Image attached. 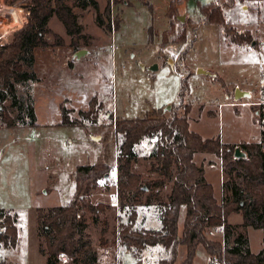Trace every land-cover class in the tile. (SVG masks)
I'll use <instances>...</instances> for the list:
<instances>
[{
    "label": "rangeland",
    "instance_id": "obj_1",
    "mask_svg": "<svg viewBox=\"0 0 264 264\" xmlns=\"http://www.w3.org/2000/svg\"><path fill=\"white\" fill-rule=\"evenodd\" d=\"M11 1L0 0V14H12L15 9H22L24 14L32 2L15 0L9 8L7 2ZM95 1L98 12L103 14L107 0ZM179 1L185 16L173 11L181 19L171 21L168 15L154 13L147 0H110L109 21L104 17V26H99L92 6L80 9L78 0H65L81 27L76 51L63 25L55 16L50 19V33L45 37L51 45L60 44L51 47L61 49L58 54L53 53L52 63L43 58L35 63L36 74L42 81L18 85V96L24 102L20 111L19 105L12 110L13 117H23L26 98L30 95L35 126H30L24 116V121L16 127L0 128V209L18 213L19 228L16 248L0 250V259L10 264H46L45 257L38 252L42 239L37 233L36 210H48L68 202L74 190L71 175L76 167L95 163L101 154L108 157L114 180L121 162L118 142L113 138L115 120L141 118L166 106H169L165 110L168 116L170 107L179 103L181 80H186L187 85L181 104L189 105L186 117L190 131L202 139L218 138L233 150L241 143L259 141L260 132L264 131V0L236 3L224 10V29L202 24L199 7L214 0ZM169 6L173 8L174 3ZM26 21L22 19L21 23ZM16 26L14 21L7 25L8 29ZM182 28H185V40L177 43ZM228 28L237 34L248 33L253 44L229 43L224 34ZM79 50L87 54L79 60L73 59ZM150 67L152 72L148 71ZM235 89L248 92L249 96L233 98ZM93 97L97 104H102L96 124L59 126L61 106L75 120L80 110H87ZM4 104L11 109L9 100ZM175 112L179 116L183 110L180 107ZM154 142V138L143 140L133 149L132 172L141 176L142 184L156 178L148 158ZM192 162L201 168L213 197L219 201L223 196L220 186L227 179L225 162L204 153L193 154ZM143 191V204L134 212L135 225L156 229L159 208L167 200L169 187ZM91 199L94 206L102 205L104 210L98 214L81 210L78 215L86 222L84 238L98 256L94 264H157L164 257L160 247H149L133 259L118 246L119 208L113 188L107 191L100 184ZM182 217L181 209L179 228ZM227 224L233 236L244 237V248L247 246L250 253L264 249V229L241 227L239 214L230 215ZM208 233L210 240L222 241L221 231ZM102 238L105 245H101ZM232 245L233 238L229 237L227 247ZM177 251L175 264L184 257L183 247L179 246ZM208 263V256L198 247L193 264ZM59 264L78 263L64 258Z\"/></svg>",
    "mask_w": 264,
    "mask_h": 264
},
{
    "label": "trees",
    "instance_id": "obj_2",
    "mask_svg": "<svg viewBox=\"0 0 264 264\" xmlns=\"http://www.w3.org/2000/svg\"><path fill=\"white\" fill-rule=\"evenodd\" d=\"M77 7L86 9L92 6L96 11V21L104 26V17L109 21V1L103 14L98 12L95 0H78ZM262 0H214L200 6L202 24L225 28L223 11L234 4ZM15 2H7L11 5ZM26 23L11 32L6 44H0V128L8 129L17 126L18 122L29 119V125L35 126V112L31 96L26 98L25 115L12 116L17 105L22 109L23 99L18 96V85L38 83L35 71L36 48H47L58 43L49 44L46 35L50 33L48 23L55 16L63 25L65 33L71 39V47L77 49L76 41L81 37V27L77 23V15L65 0H32L26 6ZM175 21V14L170 6L167 14ZM118 27V24L117 26ZM107 29L111 25L107 23ZM229 43L234 45L250 44L248 33L237 34L231 29L224 33ZM185 28L180 31L177 43L185 40ZM61 43V42H59ZM72 62L69 63V67ZM187 89L186 80H181L179 103L170 107L168 116L162 110L151 111L141 118L116 119L113 125V138L118 142L117 151L121 160L116 168L115 180L106 154H101L93 164L79 165L71 175L74 190L71 198L64 205L48 210H36V226L42 244L38 248L46 264H59L61 259H70L78 264H94L97 253L85 240V220L78 215L81 210L93 214L104 210L102 205L94 206L91 196L98 185L103 184L108 191L113 188L118 200V228L116 241L118 246L136 259L149 247H160L164 257L157 264H175L177 248H184V257L178 264H193L198 247L204 251L212 264H264V249L253 254L248 251L246 240L242 235L233 236L227 224L230 215L239 214L241 227L264 229V131L261 130L256 143L238 145L244 158H233V148L221 144L218 138L202 139L188 128L187 113L189 105L181 104ZM20 99V100H19ZM10 101V110L5 101ZM91 98L87 110H80L75 120L69 117V110L60 107L59 126L69 127L85 124H96L102 104ZM182 108L181 115L176 110ZM155 139L154 146L148 156L151 160L150 170L156 178L142 184L141 176L132 172L134 147L143 140ZM195 153L218 156L225 163L227 179L220 186L223 196L217 201L212 195L211 185L205 182L201 168L192 162ZM169 187L166 202L159 208L158 227L141 229L135 225L134 212L142 206L143 189L147 191ZM183 210L180 228L179 214ZM18 213L0 209V250H14L19 240L17 226ZM222 226V241H212L208 232ZM102 231V235H104ZM233 238V245L227 247V240ZM264 242V236H263ZM106 241L101 239V245ZM0 264H10L0 259Z\"/></svg>",
    "mask_w": 264,
    "mask_h": 264
},
{
    "label": "crops",
    "instance_id": "obj_3",
    "mask_svg": "<svg viewBox=\"0 0 264 264\" xmlns=\"http://www.w3.org/2000/svg\"><path fill=\"white\" fill-rule=\"evenodd\" d=\"M151 1V2H150ZM148 4L150 5L152 11L154 13H156L157 15H164L166 16V13L168 11L169 8V4L171 2L174 3V7L170 8L171 12H178L180 13V15H182L181 17H183L184 14V10L181 8V1L179 0H147ZM13 5H10L9 8H12ZM171 6V5H170ZM16 12L12 13V14H0V44H6L9 39H10V34L11 32L19 29L23 24L21 23L22 19L26 20V16H27V12L23 14L22 9H15ZM177 18V17H176ZM15 22L17 23L18 26H16V28L14 29H8L7 25L8 22ZM48 41V40H47ZM50 44V43H49ZM59 49H61V47H47V48H41L38 49L36 48L34 50V55H35V61L38 64V60H40V58H43V60H51L53 59V53L55 52L56 54L59 53ZM42 60V62H43ZM52 63V62H51ZM42 80L40 79V82ZM180 216V214H179ZM181 226V225H180ZM179 227V224H178ZM178 252V251H177ZM177 259V258H176ZM180 262V261H179Z\"/></svg>",
    "mask_w": 264,
    "mask_h": 264
},
{
    "label": "water",
    "instance_id": "obj_4",
    "mask_svg": "<svg viewBox=\"0 0 264 264\" xmlns=\"http://www.w3.org/2000/svg\"><path fill=\"white\" fill-rule=\"evenodd\" d=\"M177 19L179 20V19H181V17H177ZM252 44H253V42H251V45ZM86 54H87V51L79 50V51L74 53L73 59L79 60L82 56H85ZM148 71L152 72L153 69L150 67V68H148ZM197 72L203 73L200 70H198ZM239 96H249V94H248V92H243V91H239L238 89H235L233 98H237ZM168 109H169V106H166L165 108L162 109V112H165V110H168ZM233 158L234 159L244 158V154L239 150L238 147H235L233 150Z\"/></svg>",
    "mask_w": 264,
    "mask_h": 264
},
{
    "label": "built area",
    "instance_id": "obj_5",
    "mask_svg": "<svg viewBox=\"0 0 264 264\" xmlns=\"http://www.w3.org/2000/svg\"><path fill=\"white\" fill-rule=\"evenodd\" d=\"M221 230H222V226H219V227L215 228L214 230H212L211 232L216 233V232H220ZM212 264H217L216 259L212 258Z\"/></svg>",
    "mask_w": 264,
    "mask_h": 264
}]
</instances>
